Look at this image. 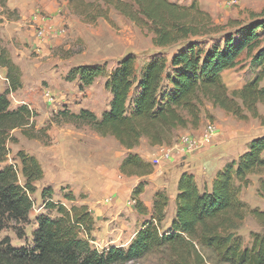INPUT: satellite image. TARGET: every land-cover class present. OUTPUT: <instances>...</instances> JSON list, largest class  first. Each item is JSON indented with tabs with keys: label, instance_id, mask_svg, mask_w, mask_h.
I'll return each mask as SVG.
<instances>
[{
	"label": "trees",
	"instance_id": "trees-1",
	"mask_svg": "<svg viewBox=\"0 0 264 264\" xmlns=\"http://www.w3.org/2000/svg\"><path fill=\"white\" fill-rule=\"evenodd\" d=\"M64 1L72 13L92 21L98 17L108 19L112 7L147 29L153 35L152 44L160 48L212 31L209 14L196 1L188 5L170 0ZM6 3L7 0H0V8L6 9ZM261 31L264 32V18L239 28L238 39L227 35L222 47L203 48L190 41L169 58L154 57L138 75L133 55L127 54L104 83L110 100L100 116L80 109L77 113L59 111L57 118L78 126L87 125L101 136H112L128 152L119 164L120 174L149 175L153 165L131 150L142 138L151 146L169 145L175 131L197 127L202 100L236 116H241L243 109L258 116L257 104L264 103V86L259 85L264 74ZM243 52L251 56L253 64L261 66V73L229 94L220 76L236 65ZM0 67L5 69L8 82L0 93L1 163L7 155V142L16 141L11 135L13 130L19 129L26 138H38V130L32 119L35 113L27 105L10 108L8 94L22 86L21 72L3 47H0ZM103 73L104 65L84 64L70 69L66 80H76L80 88L88 87ZM17 156L23 184L18 181L16 165L0 169V227L9 221L27 222L33 207L30 194L35 191L34 182L43 174L35 157L22 151ZM254 173L261 175L258 192L264 195V135L252 139L236 160L226 163L215 174L210 189H200L192 174L182 172L177 180L175 213L166 229L162 222L168 196L156 193L149 212L140 200L144 184L139 183L131 197L137 212L148 218L141 222L125 247L110 245L98 249L92 244L94 220L88 206L72 204L67 208L48 197L44 207L56 210L57 217L37 216L32 246H14L8 237L1 239L0 264H133L149 257L156 258V264H264V209H247L238 198L240 186ZM46 190L51 194V189ZM45 193L43 190L42 196ZM65 198L74 201L72 195ZM246 211L262 228V232L251 233L249 246H243L231 231L233 222L243 219ZM14 228L17 236L22 237L23 229Z\"/></svg>",
	"mask_w": 264,
	"mask_h": 264
},
{
	"label": "rangeland",
	"instance_id": "rangeland-1",
	"mask_svg": "<svg viewBox=\"0 0 264 264\" xmlns=\"http://www.w3.org/2000/svg\"><path fill=\"white\" fill-rule=\"evenodd\" d=\"M170 1L182 5L196 1L209 14L212 31L201 37H190L181 43L160 48L152 44L153 35L147 29L137 26L112 7H109L108 19L98 17L92 21L89 17L72 13L67 4L68 9L62 8L60 13L63 17L58 33L40 37L37 33L38 22L35 21L38 11L32 18H25L18 9L11 11L8 7L0 8V47L6 50L19 67L22 81L19 89L8 94L10 108L27 105L35 113L32 119L38 130V138H26L19 129L11 132L16 141L7 142V155L0 163V169L5 165H16L18 181L23 184L17 156L22 151L35 157L43 172L42 177L34 182L35 191L30 194L33 207L27 222H6L5 226L0 227V240L8 237L14 246H32V232L37 226V216L43 214L57 217L56 210L44 207L48 197L67 208L72 204L88 206L94 220L92 244L98 249L128 241L133 232L137 231L140 222L148 218V215L137 212L131 195L134 187L141 182L145 189L147 181L144 178L150 174L142 177L120 174L119 164L128 152L112 136H101L87 125L78 126L57 117L59 111L77 113L80 109H88L100 116L110 100V92L105 89L104 83L111 70L127 54L133 55L138 75L156 56L169 58L190 41L197 42L203 48L212 45L222 47L227 35L231 34L234 39H238L240 34L236 31L239 28L264 18L257 17L259 14L264 15V0ZM263 37L264 32L261 31L260 39ZM84 64L104 65L105 73L97 77L92 85L80 88L76 80L67 81L66 77L70 69ZM260 73L261 66L253 64L251 56L243 52L236 65L223 71L220 77L227 92L231 94ZM259 85L264 86V74ZM7 87L5 69L0 67V93ZM200 108L201 123L195 128L189 126L181 129L179 134H175L172 143L165 146L172 147L182 134L201 137L205 126L213 124L215 133L210 143L190 153L197 157L203 155L198 160L202 175L205 173L206 176H211L215 172L219 164L214 162L225 161L228 157L236 160L252 139L264 135V103L257 104V117L243 108L241 116L233 115L205 99ZM153 153L160 158V162H155L154 166L170 159L162 158L159 148L152 149L151 155ZM172 153L171 157L176 162H180L184 156L181 152L172 150ZM151 157L154 161L157 158L156 155ZM173 170H178L177 166ZM169 172L170 168L164 163L154 179V183L159 187L163 185V188H159L158 192L142 191L140 200L147 211H152L156 193L169 196L175 192L174 175ZM151 174H155L154 167ZM260 176L259 173L250 175L247 183L239 188L238 198L247 209H264V195L258 192ZM199 188L203 189L202 186ZM46 189H51V194ZM43 190L46 192L45 196H42ZM67 194L72 195L74 201L67 200ZM145 201L151 202L149 207ZM174 210L175 202L168 198L164 209L163 229L169 225ZM13 225L23 229L22 237L17 236ZM231 231L241 239L243 246H249L251 233L262 232V228L246 211L243 219L233 222ZM156 263V258L149 257L133 264Z\"/></svg>",
	"mask_w": 264,
	"mask_h": 264
},
{
	"label": "crops",
	"instance_id": "crops-1",
	"mask_svg": "<svg viewBox=\"0 0 264 264\" xmlns=\"http://www.w3.org/2000/svg\"><path fill=\"white\" fill-rule=\"evenodd\" d=\"M6 6L11 11H14V9H18L23 14V16H25V18L26 17L32 18L34 16V14L38 11L40 16L35 18V21L38 22V26L39 25L45 26L47 35H52V34L58 33V29H59L58 26L62 22L61 18L63 17L62 16L63 14L60 15L62 8L66 7L68 9L67 2L63 1V0H7ZM200 123H201V121H200ZM180 132H181V129L175 131V134L176 133L179 134ZM195 132H198V130H196ZM198 138L200 139L201 137L198 136ZM159 147L160 146L149 145L147 139L142 138L140 140V143L138 144V146H136L131 151H133L134 153H137L143 160L151 163L154 167V173L155 174H150L149 176L144 178L147 181V184L145 186L144 191L147 193L151 192V191L158 192L157 190H159V188H161V189L163 188L162 187L163 185L160 187L157 186L154 183V179L156 178V175H157L156 173L161 171L164 163H167L168 169L170 168L169 174L174 175V181H175L174 182L175 192L171 193L168 196V198L170 199L171 202H175V198H176V194H177V189H176L177 180L179 178V175L182 172H187L189 174H192L194 177V180L196 181V183L198 185V187L202 186V188L206 187L207 189H210L211 184H212V180H213L215 174L217 172L221 171L222 168L224 167V165L226 163H228V161L230 162V161L235 159L234 157H231V158L228 157L227 159H225V161H220L218 163L214 162L216 164H219V167L215 170V172L211 176H209V175L206 176L205 173H203V175H202V172L200 169L201 164H198V160L201 159L203 155H201L200 157H197L195 154H186L182 157L180 162H176V160L173 159V157H171L168 161H163V163L154 166L155 162H160V158L157 157V154L153 153L151 155V152H152V149H154V148L158 149ZM155 155L157 158L154 161L153 157H151V156L155 157ZM176 166H177L178 170L175 171V170H173V167H176ZM149 202L150 201H145L146 206H148V207H149V204H151V202L150 203ZM174 212H175V210H174ZM137 215L140 218V215L138 213H137ZM141 222H140V225H141ZM136 223H137V221H136ZM136 223H134V224H136ZM140 225H139V227H140ZM139 227L136 230H138ZM134 233L135 232H133V234L130 236V239L128 241H125L123 243H117V244L112 243L111 245L125 247L130 242L131 237H133Z\"/></svg>",
	"mask_w": 264,
	"mask_h": 264
},
{
	"label": "built area",
	"instance_id": "built-area-1",
	"mask_svg": "<svg viewBox=\"0 0 264 264\" xmlns=\"http://www.w3.org/2000/svg\"><path fill=\"white\" fill-rule=\"evenodd\" d=\"M40 14L36 15V18L39 17ZM38 36L42 37L46 34V28L44 25L38 26ZM215 133V127L213 124L208 123L202 134H201V140L198 137L192 136L190 134H182L179 136L177 142L173 143L172 147H166L165 145H162L159 147L160 156L162 158H171L172 156V150L177 151L178 153H183L184 155L190 154L195 152V150L201 149L204 145L210 143L212 139V135Z\"/></svg>",
	"mask_w": 264,
	"mask_h": 264
}]
</instances>
